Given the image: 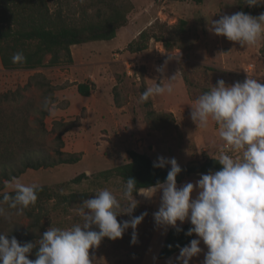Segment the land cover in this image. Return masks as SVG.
I'll return each mask as SVG.
<instances>
[{"label":"rangeland","instance_id":"1","mask_svg":"<svg viewBox=\"0 0 264 264\" xmlns=\"http://www.w3.org/2000/svg\"><path fill=\"white\" fill-rule=\"evenodd\" d=\"M45 1L51 10L60 6L64 13L74 14L80 6L93 13L95 6L89 7V4L99 0ZM131 2L134 7L128 14V22L117 30L116 36L108 41L71 46L73 62L70 64L25 70L5 69L0 62V93L20 89L38 108L30 120L33 128H39L41 121L46 128L43 135L46 150L40 156L53 159L60 150L64 154H79L80 158L73 164L28 169L11 181L2 178L0 190H12L9 185L17 179L25 184L54 185L85 173L86 178L79 183H68L62 191H87L90 199L94 198L96 191L107 188L119 199L125 183L119 177L111 176L105 180L101 176L99 178L98 174L126 163L129 160L128 150L147 153L154 160L158 156L174 157L179 165L199 161L202 154L218 155L222 143L218 125L210 119L206 129L196 127L190 118L191 106H194L200 94L209 91L219 79L231 85L253 75L264 83V38L255 45L241 46L211 32L210 21L238 11L259 16L264 13V5L249 7L243 0ZM180 19L186 20L182 33L177 27ZM152 24L154 29L163 32L164 37L171 35L175 40L173 47H166L167 52L161 58L167 61L165 76L170 78L177 72V77L173 82L172 94L153 96L147 102H141L140 95L146 87L159 82L160 74L151 71V57L160 55H157L158 50L151 39L145 51L131 52L127 46L140 31ZM178 52L179 60L174 57L169 59V55ZM128 58L137 64L144 61L146 66H137L136 73L129 75L123 62ZM133 61H130V67ZM80 83H89V96L78 93ZM46 97L51 100L47 109L43 106ZM58 123L63 126L58 127ZM57 134L61 135V140H58ZM200 176L196 173L187 182H196ZM138 191L150 195L153 189ZM139 192L134 198L144 208L142 210L138 205L141 212L136 214L133 211L132 215L137 216L145 211L147 215L136 228L137 243H130L133 230L129 228L124 232H130L127 238L90 248V259L94 264H136L137 255H145L148 238L151 240L158 229L153 213L159 208L162 193L158 190L151 197H145ZM80 206L81 203H76L67 212L51 211L41 221L40 227L44 229L39 233L40 237L49 227L68 228L80 223L77 213ZM8 211L25 228L29 226L30 220L23 214L16 215V210ZM117 219L126 220L129 216L119 213ZM34 228L31 230L38 231ZM157 243L154 242L152 250H155ZM143 258L140 264H144ZM29 259L35 257L29 255Z\"/></svg>","mask_w":264,"mask_h":264},{"label":"clouds","instance_id":"2","mask_svg":"<svg viewBox=\"0 0 264 264\" xmlns=\"http://www.w3.org/2000/svg\"><path fill=\"white\" fill-rule=\"evenodd\" d=\"M243 2L249 7L264 5V0ZM209 30L241 46H252L264 38V13L225 14L211 20ZM173 57L179 60L180 53L169 55V59ZM24 60L23 52L12 56L13 63ZM166 67L167 61L156 67L159 82L146 87L140 95L141 102L173 93L177 72L166 77ZM50 103L46 97L44 108ZM190 118L201 129L208 127L210 119L218 125L222 143L214 159L222 165L220 170L201 174L195 184L188 182L178 187L176 177L181 166L174 157L158 156L153 161L154 168L171 167L166 179L151 187L150 195L139 192L135 179L128 178L119 199L107 188L96 191L94 198L85 199L77 209L80 223L68 228L49 227L38 243H21L15 236L7 238V233L0 232V264H94L89 250L98 247L105 237L122 238L131 228L130 243H137L136 228L147 212L132 215L138 206L133 193L151 197L158 190L162 194L159 208L153 213L155 225L170 226L179 233L183 230L180 225L187 220L192 226L185 235L198 237L185 246L177 245L179 253L168 264H190L203 251L201 241L207 248L202 264H264V83L253 75L231 85L219 79L198 96L191 106ZM9 187L11 192L0 194V217L5 219L10 218L9 209L16 210V215L23 214L36 203L43 188L19 179ZM119 213L129 219L118 221ZM37 245L35 259H29Z\"/></svg>","mask_w":264,"mask_h":264},{"label":"trees","instance_id":"3","mask_svg":"<svg viewBox=\"0 0 264 264\" xmlns=\"http://www.w3.org/2000/svg\"><path fill=\"white\" fill-rule=\"evenodd\" d=\"M201 2L202 0H195ZM101 5H99V4ZM97 4V6H96ZM95 6L93 13L80 6L77 13H64L59 6L51 10L45 0H0V62L5 69L34 70L44 66H57L64 63H72L71 46L88 43L91 41L111 40L116 36L117 30L128 22V14L133 10L131 0H99L89 4ZM186 20L180 19L178 30L182 33ZM156 27V26H155ZM162 31L153 28H145L129 42L127 49L131 52L145 51L150 39L161 41L165 47L171 48L175 41L173 36L164 37ZM23 52V62H12V56L16 52ZM77 91L82 96H89L91 88L89 83H80ZM38 111L32 99L26 96L20 89L9 90L0 93V180L11 181L19 177L28 169H40L55 166L56 164H73L79 161V154H64L58 151L53 159L40 154L46 150L44 133L46 128L41 121L39 128H33L30 117ZM45 115V112L43 113ZM63 126L62 123L57 124ZM58 140L61 135L57 134ZM129 160L114 168L99 172L105 180L116 176L124 183L128 178H134L136 188H150L166 179L170 165L164 168H154V159L147 153L137 150H128ZM208 154H202L199 161H189L180 165L182 171L177 175V183L191 177L196 173L207 174L222 168L214 158ZM81 173L67 182L54 185H42V191L38 192V199L34 205L24 210L23 216L30 220L27 228L16 217L10 214L9 219L0 217V232L7 233V238L15 236L21 243H38L40 232L44 228L40 225L51 211L67 212L76 203H82L89 198L90 193L69 192L64 193L63 187L68 183H79L86 178ZM100 178V177H99ZM0 190V194L11 192ZM134 192L133 195H136ZM140 208H144L143 205ZM7 208V205H4ZM12 211L14 209H11ZM136 214L141 210L138 206L134 209ZM182 231L177 233L170 228L160 248L158 257L169 258L179 251V246L189 244L196 234L185 235L190 222L180 225ZM32 227L34 230H31ZM98 230V229H97ZM130 235L126 232L122 238L110 240L103 238L102 243H113L125 239ZM141 237H143L141 235ZM150 238V237H149ZM148 238V243L150 239ZM38 245L32 250L30 256L35 257ZM146 248H144L145 253ZM136 264H140L143 253L137 255Z\"/></svg>","mask_w":264,"mask_h":264},{"label":"crops","instance_id":"4","mask_svg":"<svg viewBox=\"0 0 264 264\" xmlns=\"http://www.w3.org/2000/svg\"><path fill=\"white\" fill-rule=\"evenodd\" d=\"M201 175V174H200ZM187 179H184L182 182L180 183H177L179 186H182L184 185L185 183H188L187 182ZM193 184H195V182H192ZM178 186V187H179ZM196 195V191L194 190V192L192 193V196L195 197ZM188 221L186 220L182 225H184L185 223H187ZM178 224H180V222L178 221L177 222ZM171 227H167V228H164L163 226H158V229L156 230V232L154 233L152 239L150 240L149 242V245L146 249V252H145V255H144V264H151L152 262H154L155 264H168V261L170 258L174 259L175 256L178 255L179 251H177L176 253H174L173 255H171L169 258H164V259H160L158 257V254H159V251H160V248L164 242V239L167 235V232L168 230L170 229ZM194 238H198L196 235ZM158 241V243L156 244V247H155V250H152V246L154 245V242ZM203 251L196 257H193L191 260H190V264H202L203 260H204V253L207 251V248L206 246L203 244V242L201 241V244L199 245Z\"/></svg>","mask_w":264,"mask_h":264},{"label":"built area","instance_id":"5","mask_svg":"<svg viewBox=\"0 0 264 264\" xmlns=\"http://www.w3.org/2000/svg\"><path fill=\"white\" fill-rule=\"evenodd\" d=\"M153 42H154V44L156 45L155 46V48L158 50L157 51V55H160V56H155V58H153V57H151V59H152V63H151V66L153 67V68H151V71L152 72H154V73H157L156 72V67L157 66H159V65H161V64H163V60H162V56H164L165 54H166V52H167V50H166V47L164 46V44L163 43H161L160 41H157V40H155V39H151ZM152 53V52H151ZM153 54V53H152ZM116 57H118V56H116ZM162 57V58H161ZM130 61H133V60H131L130 58H128V59H124V63H125V67H126V69H127V73L129 74V75H133V74H135L136 73V69H137V66L138 67H143V66H146V64L144 63V61L143 62H141V64L140 63H136L135 61H133L132 63H131V67H130ZM248 67H250L251 68V66H248ZM130 69H131V72H130ZM249 69V68H248ZM252 69V68H251ZM157 74H159V73H157Z\"/></svg>","mask_w":264,"mask_h":264},{"label":"water","instance_id":"6","mask_svg":"<svg viewBox=\"0 0 264 264\" xmlns=\"http://www.w3.org/2000/svg\"><path fill=\"white\" fill-rule=\"evenodd\" d=\"M197 174H200V173H197Z\"/></svg>","mask_w":264,"mask_h":264}]
</instances>
